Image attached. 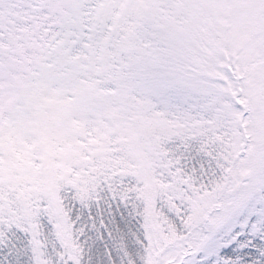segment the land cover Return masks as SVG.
Wrapping results in <instances>:
<instances>
[{
    "label": "snow or ice",
    "instance_id": "obj_1",
    "mask_svg": "<svg viewBox=\"0 0 264 264\" xmlns=\"http://www.w3.org/2000/svg\"><path fill=\"white\" fill-rule=\"evenodd\" d=\"M0 264H264V0H0Z\"/></svg>",
    "mask_w": 264,
    "mask_h": 264
}]
</instances>
